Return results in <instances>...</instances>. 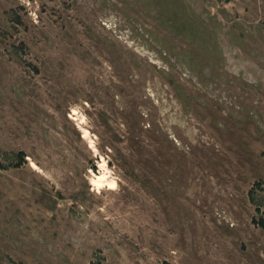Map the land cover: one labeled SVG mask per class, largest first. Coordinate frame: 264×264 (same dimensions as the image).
<instances>
[{
	"label": "rangeland",
	"instance_id": "rangeland-1",
	"mask_svg": "<svg viewBox=\"0 0 264 264\" xmlns=\"http://www.w3.org/2000/svg\"><path fill=\"white\" fill-rule=\"evenodd\" d=\"M0 164V264H264V0H0Z\"/></svg>",
	"mask_w": 264,
	"mask_h": 264
},
{
	"label": "bare ground",
	"instance_id": "bare-ground-1",
	"mask_svg": "<svg viewBox=\"0 0 264 264\" xmlns=\"http://www.w3.org/2000/svg\"><path fill=\"white\" fill-rule=\"evenodd\" d=\"M78 111V110H77ZM75 113V112H74ZM83 115V114H82ZM76 117V116H75ZM78 119V118H77ZM84 117L83 119L80 121V123H84ZM79 124V123H78ZM81 128L84 130V136L86 137L87 134L89 133L88 128L82 127ZM80 128V129H81ZM88 138V137H87ZM90 142L92 143V146L94 148V150H97V146L93 140V138L90 139ZM33 166L37 169V166L35 163H33ZM100 167L102 170H105L103 173L99 174V173H94L93 177H91V184H93L96 188L98 189H102L104 187H110V188H114L117 186V181L113 178H111L108 173L106 172V169L108 167L106 159L103 161H100ZM39 169V168H38ZM109 172V171H108Z\"/></svg>",
	"mask_w": 264,
	"mask_h": 264
},
{
	"label": "trees",
	"instance_id": "trees-1",
	"mask_svg": "<svg viewBox=\"0 0 264 264\" xmlns=\"http://www.w3.org/2000/svg\"><path fill=\"white\" fill-rule=\"evenodd\" d=\"M22 155V154H21ZM23 156V155H22ZM23 158H24V156H23ZM20 163L21 162H18L17 164H14V165H16V166H19L20 165ZM0 165H2V164H0ZM262 181H259V182H257V185L260 187V188H262ZM253 197V196H252ZM258 224L259 225H261L262 227H264V218H262L260 221H258Z\"/></svg>",
	"mask_w": 264,
	"mask_h": 264
}]
</instances>
